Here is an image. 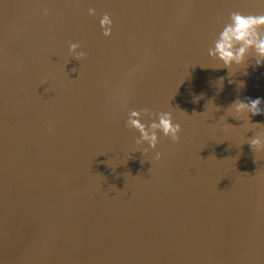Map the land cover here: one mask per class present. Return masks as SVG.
Masks as SVG:
<instances>
[{"label":"water","instance_id":"1","mask_svg":"<svg viewBox=\"0 0 264 264\" xmlns=\"http://www.w3.org/2000/svg\"><path fill=\"white\" fill-rule=\"evenodd\" d=\"M233 11L264 4L0 0V264H264V114L227 111L264 101V65L208 56ZM143 108L180 139L143 155L125 127Z\"/></svg>","mask_w":264,"mask_h":264},{"label":"clouds","instance_id":"2","mask_svg":"<svg viewBox=\"0 0 264 264\" xmlns=\"http://www.w3.org/2000/svg\"><path fill=\"white\" fill-rule=\"evenodd\" d=\"M260 3L264 4V0H260ZM44 11L46 14L47 10ZM88 13L95 16L96 10L90 7ZM99 26L104 37L112 35L113 19L107 12L99 18ZM79 49V43H71L68 48L72 56L82 60L85 58L86 53ZM208 56L213 61H218L220 67L228 69V76L234 74L230 73L234 66L246 69L250 56L254 59V68L264 65V13L246 15L239 11L230 12L213 41V46L208 49ZM139 67L137 65L132 68L129 75L137 72ZM247 74V71L243 72V75ZM223 80L224 77L218 78L221 87L223 86ZM229 83H232V81L229 80ZM239 85L243 86V81H240ZM199 98V96L196 97L197 100ZM262 103L264 101L259 97L254 99L245 98L244 100L237 98L230 103L227 111H230L234 119L248 118L249 113L253 116L264 114V107H261ZM145 120H147V123H145ZM125 127L134 129L139 133L135 137L134 143L142 146L139 151L143 155L148 154L149 150L156 149L161 135L173 142L180 139L181 126L179 123L174 122L171 111L154 113L147 108L132 109L127 114ZM248 144L255 153L262 152L264 151V136L257 134L248 141ZM153 159H161V153L155 152Z\"/></svg>","mask_w":264,"mask_h":264}]
</instances>
